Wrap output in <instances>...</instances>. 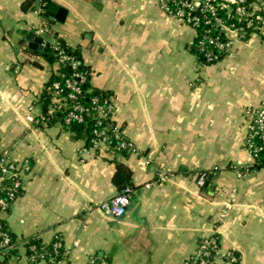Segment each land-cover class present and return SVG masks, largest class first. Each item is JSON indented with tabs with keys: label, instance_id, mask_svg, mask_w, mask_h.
Masks as SVG:
<instances>
[{
	"label": "crops",
	"instance_id": "1",
	"mask_svg": "<svg viewBox=\"0 0 264 264\" xmlns=\"http://www.w3.org/2000/svg\"><path fill=\"white\" fill-rule=\"evenodd\" d=\"M0 0V155L27 160L19 196L0 212L15 252L0 264H35L25 239L63 238L58 263L183 264L202 238L217 236L214 264H264V166L252 167L246 110L264 105V38L242 39L216 63L191 49L196 28L162 0ZM230 1V0H225ZM50 4V3H49ZM63 40L90 69V89L110 93L114 120L134 145L129 154L88 147L85 136L43 115L42 95L57 62L28 47ZM132 170L133 199L121 217L96 206L121 191L117 163ZM207 171L209 191L199 187ZM150 184L149 187L146 184ZM237 263L224 260L227 252ZM0 256V257H1Z\"/></svg>",
	"mask_w": 264,
	"mask_h": 264
},
{
	"label": "built area",
	"instance_id": "2",
	"mask_svg": "<svg viewBox=\"0 0 264 264\" xmlns=\"http://www.w3.org/2000/svg\"><path fill=\"white\" fill-rule=\"evenodd\" d=\"M162 0L161 5L164 10L186 23L195 27L199 22V18L191 14V11L201 9L208 11L211 18L214 20V28L218 30L217 35L206 34L204 39L199 42L200 50L203 57L209 63H216L222 59L220 54L209 49L211 45L219 52L227 53L232 45L231 39L227 36L229 30H233L244 39L258 36L264 38V0H255L251 3V10L246 11L244 7L238 6L233 11L232 3H243L246 0H221L216 4L211 3V0ZM222 6L227 9L226 18H221L216 13V7ZM247 18L246 25H236L234 22H228L229 18L236 17L240 22L242 17ZM209 22V20H207ZM209 33V30H208ZM56 53L59 55L57 61L58 69L61 66L70 65L73 69L80 66V61L68 55L62 48L61 41L56 40L50 44ZM46 44H44V47ZM61 74L59 70L56 72ZM63 75V74H62ZM87 76L84 73L75 71L70 77L65 78L64 87L60 82L54 83L53 101L54 104L50 107L48 115H52L58 110H68L67 116L64 119L66 125H71L73 122L83 123L85 115L94 114L97 117V125L100 128L94 130V137L91 140V145L88 147L100 148L105 146L113 151L124 148L132 150L133 143L125 137L122 127L115 122L114 113L116 106L111 98H101L99 95L91 96L92 107H89L77 101V96L83 93L82 85L86 82ZM66 89L67 90L66 92ZM248 119V136L246 139V148L249 151L253 163L257 160L259 153L264 150V105L246 110ZM32 122H38L47 125V117L42 115L40 118L31 117ZM104 121H107L104 123ZM113 139L117 140V145L112 144ZM30 170V164L27 160L16 161L8 154L0 155V212H5L9 209L11 203L19 196L23 185L24 177ZM209 173L202 171L197 178L199 187H204L207 183ZM147 187L150 184H146ZM134 189L132 186H126L121 191L116 193L109 199L97 204V208L105 214L113 217L123 216L131 205ZM26 241H24L25 243ZM61 243H56V247H60ZM17 248V241L12 238L11 232L3 219L0 217V256L12 253ZM32 252L29 256L30 261L35 262L37 259L44 260L47 254L38 250L34 245L31 246ZM68 252L65 250L63 255L66 258ZM220 254V241L217 236L211 235L201 239L198 250L189 256L183 264H214L216 258ZM63 258V259H64ZM62 259L57 260L55 256H50L48 262L58 263ZM224 260L229 263H237L239 257L233 251L227 252ZM46 261V260H45ZM88 264H107V262L97 256L90 257Z\"/></svg>",
	"mask_w": 264,
	"mask_h": 264
},
{
	"label": "trees",
	"instance_id": "3",
	"mask_svg": "<svg viewBox=\"0 0 264 264\" xmlns=\"http://www.w3.org/2000/svg\"><path fill=\"white\" fill-rule=\"evenodd\" d=\"M255 0H246L243 3H232L231 7L233 11L236 10V8L240 5L244 7L246 11H250L252 6L251 3H253ZM36 2V0H25L22 4V7L24 9H29L30 7L33 6V4ZM41 2L44 4L45 7L51 3V0H41ZM221 2V0H211V3L218 5L217 3ZM174 3L173 0H171V5ZM226 11L227 9L225 7L217 6L216 7V13L218 16L221 18H226ZM192 15H195L199 18V22L195 25L197 34L196 37L194 38L192 44H191V49L192 51L198 55V57L204 62L211 64L205 60L203 57V53L200 50L199 47V42L204 39V36L206 34H212L213 36L217 35L218 30L214 28V20L211 18V15L208 11H203L201 9H197L195 11H191ZM209 20V22H207ZM228 22H234L236 25H246L247 23V18L245 16L242 17L241 21L239 22L236 17L229 18ZM209 30V33H208ZM249 35H246L244 39H248ZM62 48L66 51V53L72 57H74L76 60L80 61V66L77 69H73L70 65H65L59 67V71L61 74L54 73L48 83L45 86L44 93L42 95V105H43V115L47 117V124L50 125L52 123H60L64 127H68L71 129L76 130L80 134H83L86 139L87 146L91 145V140L94 137V130L96 128H100L99 125H97V117L94 114L90 115H85L84 122L83 123H76L73 122L71 125H66L64 123V119L67 116L68 110H58L52 115H48V111L50 107L54 104L53 101V90H54V83L55 82H60L61 86L66 88L64 86V81L65 78L70 77L73 72L78 71L80 73H84L87 76L86 82L82 85L83 88V93L79 94L77 96V101L81 102L89 107H92V102H91V96L93 95H99L101 98H109L110 93L98 89H90L89 85V79H90V69L83 63L82 56L80 54L79 49L77 48H72L68 46L65 41L60 40ZM209 49H212L214 52H218L220 54V57H224L225 53L217 51L216 48L213 46L209 45ZM44 56L51 62H57L59 59V55L56 53V51L53 49L51 45H48L46 49L43 52ZM63 74V75H62ZM69 89H66V92ZM107 121H104L106 123ZM114 145H117L118 141L113 139L112 141ZM100 149V148H98ZM116 152L122 153L123 155H128L129 150L121 148L116 150ZM264 166V150H262L259 153V156L255 163L252 164V167H262ZM131 179H132V170L129 168L128 165L118 162L117 163V168L116 172L114 173L113 176V182L115 185L122 190L126 186H131ZM11 236L13 239H15V236L11 233ZM25 246H26V251L28 257L31 255L30 248L31 246H35L38 250L43 251L47 254L46 260L48 262V258L50 256H55L57 260L63 259L65 256L63 255L65 248H64V243H63V238L60 235H56L53 240L49 243H44L39 237H28L25 239ZM56 243H61L62 245L60 247H56ZM16 249L13 251L15 252ZM42 259H37L33 263H38Z\"/></svg>",
	"mask_w": 264,
	"mask_h": 264
},
{
	"label": "water",
	"instance_id": "4",
	"mask_svg": "<svg viewBox=\"0 0 264 264\" xmlns=\"http://www.w3.org/2000/svg\"><path fill=\"white\" fill-rule=\"evenodd\" d=\"M55 12H58L57 14V18L58 19H63L64 16H62L61 14H63L65 12L64 9L60 8L58 5H56L55 3L51 2L47 8V13H46V16L47 17H53L55 16ZM27 45L29 48L31 49H34V50H37V49H40V50H45L46 48L44 47V45L42 44V40L37 37L35 35V33H31L30 35L27 36ZM203 190L205 191H209L208 189V183H206V185L204 186ZM0 259H4L3 256L0 257Z\"/></svg>",
	"mask_w": 264,
	"mask_h": 264
}]
</instances>
